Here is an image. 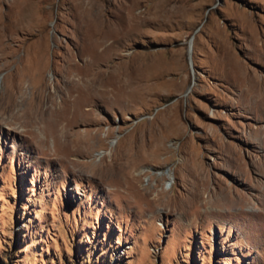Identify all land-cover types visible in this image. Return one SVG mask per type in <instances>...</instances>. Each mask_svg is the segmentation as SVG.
<instances>
[{
    "label": "rangeland",
    "instance_id": "1",
    "mask_svg": "<svg viewBox=\"0 0 264 264\" xmlns=\"http://www.w3.org/2000/svg\"><path fill=\"white\" fill-rule=\"evenodd\" d=\"M0 35V264H264V0H0Z\"/></svg>",
    "mask_w": 264,
    "mask_h": 264
},
{
    "label": "bare ground",
    "instance_id": "2",
    "mask_svg": "<svg viewBox=\"0 0 264 264\" xmlns=\"http://www.w3.org/2000/svg\"><path fill=\"white\" fill-rule=\"evenodd\" d=\"M107 27V26H106ZM3 33V32H2ZM104 33V32H103ZM0 36H2V35H0ZM106 37V36H105ZM98 63V62H97ZM90 65H92L91 66V68H89L90 70L87 72L88 74H87V78H86V80H85V83H83L82 85L83 86H81V87H78V91L80 92V95H77L76 96V98H74L73 99V101L75 100L76 101V103L78 102V101H80L79 103L81 104L82 102H83V99H81V97H84V99H85V101H84V103L85 102H87V103H92L94 100H95V98H96V96L98 95V94H101V95H104V94H109V92H110V90H111V86H112V81L111 80H109L108 79V75L110 74H108L107 75V72H103L102 70H100V69H98V67H97V65H95V63H93V64H91L90 63ZM111 75V74H110ZM81 80V79H80ZM114 81V80H113ZM80 83V82H79ZM74 84V83H73ZM77 84V83H76ZM71 88V87H70ZM45 90V89H44ZM43 90V91H44ZM38 92V91H37ZM45 92H46V90H45ZM35 95V97L37 98V95L38 94H34ZM51 95H52V93H51ZM49 93H47L46 95H45V98L47 99H44L43 100V94H39V96H38V98H40V100H39V102H37V104H36V102H35V105H33V103H32V105H31V108L30 109H28V110H26V109H22V111L21 112H19V115L20 116H23V119H25V118H27V116L28 117H32V119H30L28 122H29V124L30 125H33V124H36V123H39V121H38V119L39 118H41V117H43L44 119H46V120H48V125H50V127H51V129H52V132L54 131V130H57V121H58V118H61L62 116H64V113H63V110L65 109V108H63L61 105L60 106H58L56 103H55V99H54V96H51ZM79 96V97H78ZM99 96V95H98ZM101 97V96H100ZM104 98H105V96H104ZM79 99V100H78ZM82 100V101H81ZM74 101V102H75ZM72 102V101H71ZM73 103V102H72ZM94 103V102H93ZM67 104H69V103H67ZM86 105H88V104H86ZM91 105V104H90ZM15 105H14V103H13V101H11V102H8V105H7V107L8 108H12V107H14ZM64 106V105H63ZM71 106V105H70ZM74 106V105H73ZM76 106V105H75ZM77 106H78V104H77ZM81 106V105H80ZM82 107H83V103H82ZM67 108V107H66ZM71 108V107H70ZM74 108V107H73ZM72 108V109H73ZM78 108V107H77ZM83 109H84V107H83ZM80 110V109H79ZM93 110V107L91 108V107H89L88 108V110L87 111H92ZM95 110V109H94ZM93 110V111H94ZM81 111H82V109H81ZM84 111L86 112V110L84 109ZM23 112V113H22ZM84 112V114H86ZM74 113V112H73ZM77 113V112H76ZM82 114V113H81ZM89 114V113H88ZM83 115V114H82ZM87 116H89V115H87ZM86 116V117H87ZM25 117V118H24ZM53 117H55L56 119H54ZM73 117V116H72ZM94 117V116H93ZM64 118V117H63ZM66 118H67V115H66ZM90 118V117H89ZM69 119V118H68ZM88 119V118H87ZM94 119H97V117L96 118H94ZM94 119H93V121H94ZM51 120V121H50ZM60 121H62L61 119H59ZM99 120V119H98ZM23 121V120H22ZM59 121V122H60ZM90 121H92V119L90 120ZM67 122H69V121H67ZM24 123H26V122H24ZM93 124H95L94 122H92ZM91 123V124H92ZM40 124V123H39ZM26 125V124H25ZM29 125V126H30ZM48 125H46V126H48ZM37 126V125H36ZM42 126V125H41ZM69 126V125H68ZM32 127V126H31ZM43 127V126H42ZM50 129V130H51ZM62 129H63V127H62ZM69 130V129H68ZM72 131V130H71ZM70 131V132H71ZM51 132V133H52ZM63 132V131H62ZM38 134V133H37ZM59 134V133H58ZM66 134V133H65ZM69 134V133H68ZM67 134V135H68ZM66 136V135H65ZM72 136V135H71ZM63 137V136H62ZM67 138H68V136H67ZM118 141V139H112L111 141H110V145L111 146H113V144L115 143V142H117ZM66 142V141H65ZM69 145V144H68ZM112 149V148H111ZM146 170H144V169H141L140 171H139V174H141V173H143V172H145ZM167 174H168V172H166ZM217 200V199H216ZM220 202V201H219Z\"/></svg>",
    "mask_w": 264,
    "mask_h": 264
}]
</instances>
